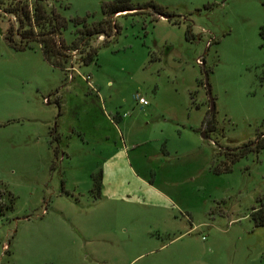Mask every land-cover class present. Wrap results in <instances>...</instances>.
<instances>
[{"label": "rangeland", "instance_id": "374dc122", "mask_svg": "<svg viewBox=\"0 0 264 264\" xmlns=\"http://www.w3.org/2000/svg\"><path fill=\"white\" fill-rule=\"evenodd\" d=\"M34 1L0 0V264H264V149L220 154L264 128V0H130L167 18L116 13L76 50L72 19L114 0H43L63 69L20 37Z\"/></svg>", "mask_w": 264, "mask_h": 264}, {"label": "trees", "instance_id": "16d2710c", "mask_svg": "<svg viewBox=\"0 0 264 264\" xmlns=\"http://www.w3.org/2000/svg\"><path fill=\"white\" fill-rule=\"evenodd\" d=\"M42 1L43 0H35L31 10L27 7V4L25 3L19 5L18 8H14V11L16 10L20 13L21 18L26 22V25L28 26V28L22 29L20 37L23 38L26 42L38 43L43 58L53 67L63 69V67L59 63L62 56L61 49H63V45L60 44L58 40L49 37V35L50 33L55 31L59 33V29L65 26V20L62 17L57 16V20L53 23V29L48 30L46 33H44L42 29L45 25H49L48 17H51V15L48 14H51V11H49V13L46 11L45 6H43L42 4ZM146 6L153 8L156 11V14H158L159 16L166 17V14L161 9L151 3L133 4L130 0H114L110 3H105L101 5V12L103 18L102 20L94 22L91 25H87L84 18H73V23L75 25L81 24V28L77 29L76 31L75 41H73L70 46L65 49L76 50L78 45L84 46L86 43L85 39L93 35L107 36L108 34L106 28L110 24L108 20L112 15L119 12H128L136 9H142ZM30 22H32L33 25L39 30L33 32ZM189 30L190 28L187 27L186 32L189 33ZM4 38L11 47L17 50L25 49L26 45L16 46L14 43L11 42L7 34ZM95 54V49L87 50L82 56V63L85 64L92 61L95 57ZM208 112L210 114L209 117H206L205 119V125L212 124V127H214L212 111H209L208 109ZM260 149H264V128L261 132L256 135L254 140L244 142L240 146L225 149L223 152L219 151L221 152L220 154L224 157L222 170H229V166L232 163L236 162L238 159L245 156L247 153L257 152ZM100 182V171L91 175V186L89 192L93 197H97L99 194ZM13 201V195L8 191V189H6V187L2 183H0V215H3L5 211H8L12 208ZM250 218L254 226H264V205L260 208L253 209L250 213Z\"/></svg>", "mask_w": 264, "mask_h": 264}, {"label": "water", "instance_id": "95a60500", "mask_svg": "<svg viewBox=\"0 0 264 264\" xmlns=\"http://www.w3.org/2000/svg\"><path fill=\"white\" fill-rule=\"evenodd\" d=\"M162 18H167V17L162 16ZM204 86L207 89V96H208V102H209V111H213L214 105H213L212 99L209 96L208 85L206 83V79L204 81Z\"/></svg>", "mask_w": 264, "mask_h": 264}, {"label": "built area", "instance_id": "2783aa9c", "mask_svg": "<svg viewBox=\"0 0 264 264\" xmlns=\"http://www.w3.org/2000/svg\"><path fill=\"white\" fill-rule=\"evenodd\" d=\"M136 102H137L139 105H141V106H144V105L147 104V100H145V99L142 98V97H137Z\"/></svg>", "mask_w": 264, "mask_h": 264}]
</instances>
